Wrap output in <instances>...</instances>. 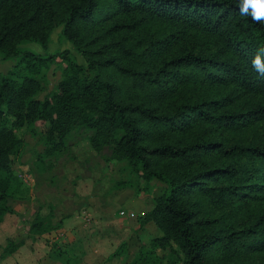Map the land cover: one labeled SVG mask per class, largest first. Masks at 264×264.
Segmentation results:
<instances>
[{"label": "trees", "instance_id": "16d2710c", "mask_svg": "<svg viewBox=\"0 0 264 264\" xmlns=\"http://www.w3.org/2000/svg\"><path fill=\"white\" fill-rule=\"evenodd\" d=\"M237 2L0 0V55L17 59L0 72V225L22 186L16 129L42 135L40 164L69 153L83 130L101 158L126 164L117 188L164 186L139 220L162 234L127 264H264V79L251 66L264 24ZM61 25L86 63L69 49H21L46 48ZM58 62L62 76L40 98ZM61 226L36 211L28 233Z\"/></svg>", "mask_w": 264, "mask_h": 264}, {"label": "rangeland", "instance_id": "374dc122", "mask_svg": "<svg viewBox=\"0 0 264 264\" xmlns=\"http://www.w3.org/2000/svg\"><path fill=\"white\" fill-rule=\"evenodd\" d=\"M63 29L61 25L54 30L46 48L32 41H24L20 47L42 54L69 49L78 62L86 63ZM16 62V58L6 60L0 55L1 74L7 75ZM64 65L65 62L51 65L40 98L55 89ZM16 133L23 138L16 153V172L22 186L9 200L11 214L15 215L14 231L0 237V252L12 240H23L24 246L21 260L6 264H127L143 243L162 234L153 222L142 229L139 221L153 207L154 196L164 189L162 184L155 183L148 191L117 188L118 181L130 176L126 164L101 158L83 130L70 136L69 153L59 159L46 158V163L41 164L37 153L46 146L42 135H32L26 127L16 129ZM23 174L32 175L30 181L21 177ZM122 209L134 211L136 216L121 215ZM36 211L43 215L52 212L62 221V226L50 233L56 236L54 239H58V233H65L59 248L48 244L47 234L29 235L28 222ZM120 248L122 254L112 256Z\"/></svg>", "mask_w": 264, "mask_h": 264}, {"label": "clouds", "instance_id": "9594fccd", "mask_svg": "<svg viewBox=\"0 0 264 264\" xmlns=\"http://www.w3.org/2000/svg\"><path fill=\"white\" fill-rule=\"evenodd\" d=\"M237 8L239 15L249 17L257 24H264V0H238ZM251 66L264 79V47L257 48Z\"/></svg>", "mask_w": 264, "mask_h": 264}, {"label": "crops", "instance_id": "0c3cea01", "mask_svg": "<svg viewBox=\"0 0 264 264\" xmlns=\"http://www.w3.org/2000/svg\"><path fill=\"white\" fill-rule=\"evenodd\" d=\"M149 210V209H147ZM14 214H11V213H8L6 216H5V220L4 222L0 225V237L3 238L4 237V234H10L12 233V231H14ZM29 228V227H28ZM47 234V239H48V244H53L51 245L53 248L57 247L59 248V240L62 238V236L65 234L63 232H60L58 233L59 235L57 236L58 239H54L56 238V236L54 237L53 234H49V233H45ZM64 237V236H63ZM5 247V245H3ZM24 246V245H22ZM22 246L17 249V251H15L12 255H9L5 258H2L0 259V262L1 264H6V262L8 261H18V260H21V256L23 254V251H22ZM2 251L0 252V255H1ZM86 256V254H85Z\"/></svg>", "mask_w": 264, "mask_h": 264}, {"label": "built area", "instance_id": "2783aa9c", "mask_svg": "<svg viewBox=\"0 0 264 264\" xmlns=\"http://www.w3.org/2000/svg\"><path fill=\"white\" fill-rule=\"evenodd\" d=\"M24 176V178H26V180L27 179H29V181H30V176H32V175H27V174H23L21 177H23ZM27 176H28V178H27ZM28 183H30V182H28ZM120 214L121 215H124V216H128V217H135L136 216V213L134 212V211H126L125 209H122V210H120Z\"/></svg>", "mask_w": 264, "mask_h": 264}]
</instances>
